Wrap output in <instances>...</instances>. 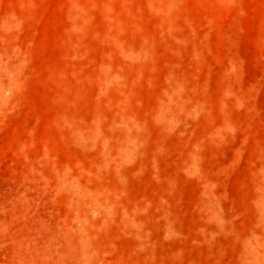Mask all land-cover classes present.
Wrapping results in <instances>:
<instances>
[{
    "label": "rangeland",
    "instance_id": "374dc122",
    "mask_svg": "<svg viewBox=\"0 0 264 264\" xmlns=\"http://www.w3.org/2000/svg\"><path fill=\"white\" fill-rule=\"evenodd\" d=\"M0 264H264V0H0Z\"/></svg>",
    "mask_w": 264,
    "mask_h": 264
}]
</instances>
